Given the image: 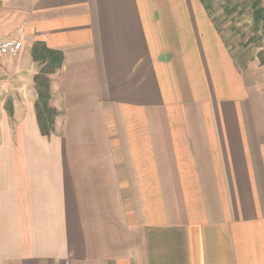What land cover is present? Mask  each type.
I'll use <instances>...</instances> for the list:
<instances>
[{
  "label": "crops",
  "instance_id": "0c3cea01",
  "mask_svg": "<svg viewBox=\"0 0 264 264\" xmlns=\"http://www.w3.org/2000/svg\"><path fill=\"white\" fill-rule=\"evenodd\" d=\"M4 39L0 264H264V66L221 0H0Z\"/></svg>",
  "mask_w": 264,
  "mask_h": 264
},
{
  "label": "rangeland",
  "instance_id": "374dc122",
  "mask_svg": "<svg viewBox=\"0 0 264 264\" xmlns=\"http://www.w3.org/2000/svg\"><path fill=\"white\" fill-rule=\"evenodd\" d=\"M221 1L229 27L245 55L250 57L264 52V4L261 0ZM259 10L262 12L258 13Z\"/></svg>",
  "mask_w": 264,
  "mask_h": 264
},
{
  "label": "trees",
  "instance_id": "16d2710c",
  "mask_svg": "<svg viewBox=\"0 0 264 264\" xmlns=\"http://www.w3.org/2000/svg\"><path fill=\"white\" fill-rule=\"evenodd\" d=\"M261 12V10L258 11V13ZM32 55L35 60H47V63L43 65L40 71L34 76V83L37 92V99L35 102L37 124L40 133L48 136L52 132L53 121L56 116V110L49 105L50 94L48 75L60 66L61 54L48 50L42 43L37 42L33 46ZM257 55L260 63L264 66V52H258Z\"/></svg>",
  "mask_w": 264,
  "mask_h": 264
},
{
  "label": "built area",
  "instance_id": "2783aa9c",
  "mask_svg": "<svg viewBox=\"0 0 264 264\" xmlns=\"http://www.w3.org/2000/svg\"><path fill=\"white\" fill-rule=\"evenodd\" d=\"M264 4V0H261ZM21 48V43L15 39H4L0 41V54L4 56H14Z\"/></svg>",
  "mask_w": 264,
  "mask_h": 264
}]
</instances>
